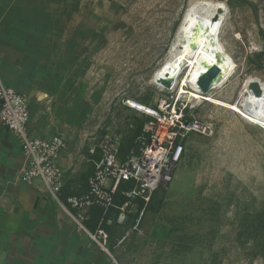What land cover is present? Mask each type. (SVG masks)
<instances>
[{
    "label": "rangeland",
    "instance_id": "1",
    "mask_svg": "<svg viewBox=\"0 0 264 264\" xmlns=\"http://www.w3.org/2000/svg\"><path fill=\"white\" fill-rule=\"evenodd\" d=\"M202 4L220 7L219 40L236 67L211 97L244 105V83H264V0H62L53 7L83 61L86 98L111 118L103 130L121 137L120 159L155 135L173 156L182 149L149 204H130L124 224L131 227H114L107 247L121 264H264V129L193 99L183 86L186 68L171 89L154 84L158 69L182 52L185 17ZM130 100L156 115H135Z\"/></svg>",
    "mask_w": 264,
    "mask_h": 264
},
{
    "label": "crops",
    "instance_id": "2",
    "mask_svg": "<svg viewBox=\"0 0 264 264\" xmlns=\"http://www.w3.org/2000/svg\"><path fill=\"white\" fill-rule=\"evenodd\" d=\"M61 1L0 0L3 79L28 99L30 135L61 136L67 144L57 162L64 178L61 198L56 200L43 181L21 180L20 143L0 122V264L122 263L93 243L67 209V199L84 194L94 174L97 157L89 154V148L113 131L110 126L103 130L102 124L106 121L107 126L111 118L102 119L95 103L86 98L83 61L73 47L69 49L63 32L67 19L53 10ZM128 189L129 184L121 185V191ZM125 201L118 192L115 207L107 214L114 223L104 226L111 239L114 227L125 232L132 225L115 223L117 209ZM87 214L85 226L93 233L104 211L94 207Z\"/></svg>",
    "mask_w": 264,
    "mask_h": 264
},
{
    "label": "built area",
    "instance_id": "3",
    "mask_svg": "<svg viewBox=\"0 0 264 264\" xmlns=\"http://www.w3.org/2000/svg\"><path fill=\"white\" fill-rule=\"evenodd\" d=\"M0 105L2 126L17 137L21 146L24 158L21 180L28 184L43 181L51 195L59 200L64 173L57 162L67 147L64 138L55 136L43 139L30 135L28 99L9 87L1 72ZM204 130L209 128L204 127ZM120 145L121 137L107 132L98 145L89 148V154L97 157V160L94 162L95 171L89 180L88 190L80 196L67 199V209L80 229L86 231L91 241L107 254H110L107 247L110 235L104 226L113 222L107 218V214L115 207L118 192L126 201L118 207L115 223L123 225L130 204L140 201L148 205L160 186L170 181L182 150L179 147L173 156L171 148L164 146L161 138L155 135L145 148H140L139 152L132 151L122 160L119 156ZM123 184H129L130 189L121 191ZM94 207L101 208L104 216L98 229L92 233L87 231L85 222L88 211Z\"/></svg>",
    "mask_w": 264,
    "mask_h": 264
},
{
    "label": "bare ground",
    "instance_id": "4",
    "mask_svg": "<svg viewBox=\"0 0 264 264\" xmlns=\"http://www.w3.org/2000/svg\"><path fill=\"white\" fill-rule=\"evenodd\" d=\"M219 8V6L207 4L191 8L177 34V41L182 44V52L158 69L154 75V84L165 88L159 84V81L167 79L173 82V86H176L180 78V72L186 68L188 73L183 86L189 85L191 87L192 93L190 95L193 99L236 111L248 122L264 129V83L260 80L248 79L244 83L243 93L246 95L244 105L240 102L236 105H230L211 97L212 92L221 89L234 75L236 68L230 55L219 40L220 19L216 22ZM201 12H206L205 17H202V19L200 18ZM213 65L220 66L223 72L215 80L212 90L208 94H203L197 86V80ZM253 81H257L262 88L260 96H256L249 88L250 83ZM128 106L153 116L156 115L151 108L136 101L130 100Z\"/></svg>",
    "mask_w": 264,
    "mask_h": 264
},
{
    "label": "water",
    "instance_id": "5",
    "mask_svg": "<svg viewBox=\"0 0 264 264\" xmlns=\"http://www.w3.org/2000/svg\"><path fill=\"white\" fill-rule=\"evenodd\" d=\"M222 72L223 71L220 66H211L210 69L206 73L201 75L197 80V86L199 87L200 91L203 94H208L212 90L215 84V80ZM159 84L167 89H171L173 87V82L167 79L160 80ZM249 88L254 92L256 96H260L262 93V88L257 81H253L252 83H250Z\"/></svg>",
    "mask_w": 264,
    "mask_h": 264
}]
</instances>
